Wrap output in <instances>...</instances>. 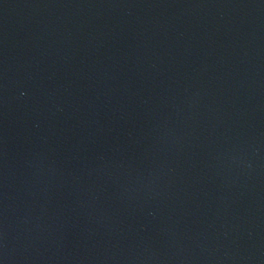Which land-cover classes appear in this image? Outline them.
<instances>
[{
	"label": "water",
	"instance_id": "1",
	"mask_svg": "<svg viewBox=\"0 0 264 264\" xmlns=\"http://www.w3.org/2000/svg\"><path fill=\"white\" fill-rule=\"evenodd\" d=\"M0 264H264V0H0Z\"/></svg>",
	"mask_w": 264,
	"mask_h": 264
}]
</instances>
